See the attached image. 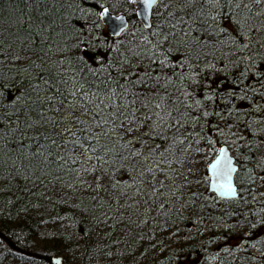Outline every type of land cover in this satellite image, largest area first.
Wrapping results in <instances>:
<instances>
[{
    "label": "trees",
    "instance_id": "16d2710c",
    "mask_svg": "<svg viewBox=\"0 0 264 264\" xmlns=\"http://www.w3.org/2000/svg\"><path fill=\"white\" fill-rule=\"evenodd\" d=\"M135 2L0 0V264H264V0Z\"/></svg>",
    "mask_w": 264,
    "mask_h": 264
},
{
    "label": "water",
    "instance_id": "95a60500",
    "mask_svg": "<svg viewBox=\"0 0 264 264\" xmlns=\"http://www.w3.org/2000/svg\"><path fill=\"white\" fill-rule=\"evenodd\" d=\"M159 0H137L136 15L142 25L149 29L152 25L153 9ZM102 19L108 33L113 37L120 36L130 26V21L125 14H114L108 8L103 9ZM238 165L227 145L221 146L218 155L208 166L210 175L209 189L221 198H235L238 188L235 176ZM234 193V194H233ZM52 264H62V257L54 256Z\"/></svg>",
    "mask_w": 264,
    "mask_h": 264
},
{
    "label": "bare ground",
    "instance_id": "6f19581e",
    "mask_svg": "<svg viewBox=\"0 0 264 264\" xmlns=\"http://www.w3.org/2000/svg\"><path fill=\"white\" fill-rule=\"evenodd\" d=\"M160 1V0H159ZM104 24V23H103ZM105 26V25H104ZM105 29H106V27H105ZM106 31H107V29H106ZM108 32V31H107ZM122 35V34H121ZM120 35V36H121ZM119 37V36H118ZM121 206H123V205H121ZM119 207V206H118ZM118 210V209H117ZM117 210H115V213L117 212ZM113 213V212H112ZM111 213V214H112ZM115 213H113V214H115ZM110 214V215H111ZM105 215H108V214H106L105 213ZM109 217V216H108ZM92 230H93V227H90L86 232H88L89 234L92 232ZM103 231H105V230H103ZM133 231H135V230H133ZM99 233V229L97 230V231H95V234H98ZM127 240V241H126ZM122 241H126L125 243H124V247L126 246L127 248H129V249H132L131 248V243H133V241H134V239L132 238V237H130V239H129V237H127V236H125V235H117V238H115V240L113 241L112 240V238L110 237V235H108V233L106 232V233H104L103 234V236H102V244H101V246L100 247H102V249H104L105 250V252H106V250H110V251H113V250H116V248H118L120 245H121V243H122ZM89 244V243H88ZM76 245V244H75ZM73 248H75V246H72V247H70V246H67L66 248H65V253L62 255H56V256H60V257H62V264H65V262H68L69 264H77L78 263V261L75 259V257H73V255H72V249ZM91 248V243H90V245H87V244H85V246H84V249L86 250H88V249H90ZM128 249V250H129ZM109 251V252H110ZM94 253V252H93ZM142 257V258H141ZM148 258V254L146 253V252H143L142 251V254H141V256H140V259H139V257L137 258V260H135V261H133V262H135V263H132V264H136V263H138V264H142V262L143 261H145L146 259ZM235 263H238V260H233ZM68 263H66V264H68Z\"/></svg>",
    "mask_w": 264,
    "mask_h": 264
},
{
    "label": "snow or ice",
    "instance_id": "6c2138e0",
    "mask_svg": "<svg viewBox=\"0 0 264 264\" xmlns=\"http://www.w3.org/2000/svg\"><path fill=\"white\" fill-rule=\"evenodd\" d=\"M234 194V193H233Z\"/></svg>",
    "mask_w": 264,
    "mask_h": 264
}]
</instances>
